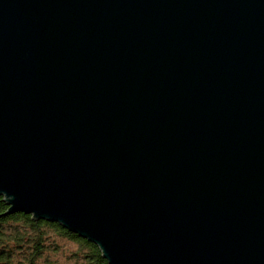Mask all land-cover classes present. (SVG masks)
<instances>
[{
    "label": "water",
    "instance_id": "95a60500",
    "mask_svg": "<svg viewBox=\"0 0 264 264\" xmlns=\"http://www.w3.org/2000/svg\"><path fill=\"white\" fill-rule=\"evenodd\" d=\"M0 197L109 264H264V0H0Z\"/></svg>",
    "mask_w": 264,
    "mask_h": 264
},
{
    "label": "trees",
    "instance_id": "16d2710c",
    "mask_svg": "<svg viewBox=\"0 0 264 264\" xmlns=\"http://www.w3.org/2000/svg\"><path fill=\"white\" fill-rule=\"evenodd\" d=\"M6 209L4 201H0V214ZM30 217V214L23 212L0 215V264H42L40 258L45 261L44 264H56L44 256L46 250L54 252L58 249L51 241L46 242L49 239L48 231L79 244L71 253L76 264H109L92 242L68 231L57 222L32 220Z\"/></svg>",
    "mask_w": 264,
    "mask_h": 264
},
{
    "label": "rangeland",
    "instance_id": "374dc122",
    "mask_svg": "<svg viewBox=\"0 0 264 264\" xmlns=\"http://www.w3.org/2000/svg\"><path fill=\"white\" fill-rule=\"evenodd\" d=\"M48 237L49 239L46 242L49 243V241H51V244H56L58 249L54 252L46 250L44 252V256H47L51 261H55L56 264H76V262L71 258V253L78 248L79 244L77 242L66 237L56 235L52 231H48ZM39 261L42 262V264L45 262L42 258H40Z\"/></svg>",
    "mask_w": 264,
    "mask_h": 264
}]
</instances>
